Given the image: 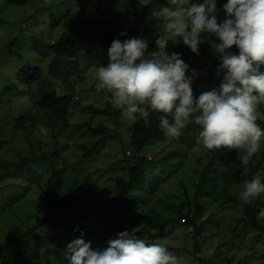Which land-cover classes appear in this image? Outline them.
Masks as SVG:
<instances>
[{
  "label": "rangeland",
  "instance_id": "rangeland-1",
  "mask_svg": "<svg viewBox=\"0 0 264 264\" xmlns=\"http://www.w3.org/2000/svg\"><path fill=\"white\" fill-rule=\"evenodd\" d=\"M61 1L63 5L58 4ZM140 1L141 3L135 12L128 11L129 0H90L87 8L82 9L80 6L79 10L83 12L84 17L92 19L103 15L102 11L110 8V15L128 27L134 25L137 19L140 18V14L144 12V18L148 21L154 18L156 25L159 27L161 20L155 17L159 11H156L155 7L150 5L151 0ZM77 4L75 0H30L25 5H8L3 0H0V85L12 81L15 82L14 85L21 88V90H16L17 88H15L11 92L5 93V100L11 99L13 105L8 104L0 110V114L2 115V118L0 117V139L11 141L9 143L10 145L6 147L7 153L10 152L9 149L12 150L8 153L9 158L17 159L19 157V149L23 150L26 154L29 153V145L25 139V132L21 129L17 130L14 125L15 116H20L25 113L33 101L42 97V92L54 90L59 95H62L69 91V85L64 80L70 75V71L73 72L76 58L69 59L67 62L73 64L65 67L66 65L63 63L65 61L57 58V62H52L51 57L40 54L33 46H42L37 41V37L43 38L44 43H48L58 37L65 30L63 25H57L59 18ZM36 10L39 13L35 17L33 14ZM29 17H31L32 21H28ZM148 29L150 33L153 31L154 33L150 35L147 41H155L158 38L157 34H159L160 29L155 32L146 22L139 26L140 33H144ZM31 35L35 36L36 43L31 42ZM14 37H17L19 42L17 45L14 44L10 47V49L9 43ZM204 42L205 39L202 43ZM178 43L173 41L169 42L167 45L169 52ZM84 45L85 47L80 52V59L83 62L80 73L79 75L73 76V78L77 76L78 79V82L75 84V97L78 99L80 96V100L75 103V108L69 116L70 129L66 133V135H71L72 139L70 140L74 142V145L63 149L62 153L67 158L58 162L60 163L59 172L65 171L66 177L69 171V175L71 173H79L80 177H83L85 171H87L91 175L90 179L97 178V181L93 186H89L83 190V197L90 193H95L102 199H107L117 191L115 186L116 177L123 176L127 178L128 176L131 162L120 160L127 157L124 154V150L128 145L129 137L125 134L124 139L126 143L120 142L118 138L111 140L97 152L93 153L90 158L85 161L82 160L81 148L76 146L77 141H74L76 138L75 135H82L78 137L79 144L81 141H89L92 138L84 133L83 126L82 128L76 126L88 120L94 126L100 121L106 124L110 123L104 117L94 115L90 111H81L87 104L104 107L110 97L108 92L97 89V81L95 79L96 68L102 64L106 65L108 62L105 55L106 50L104 49L106 47H97L92 42H87ZM46 49L47 47L43 50ZM88 49H91L95 53L94 57L88 54ZM149 50H156V45L149 47ZM214 52L216 51L214 50ZM54 58L52 57V60ZM91 58H93L92 63L90 62ZM209 62L207 64L204 62L200 67L199 65L192 66L190 69H196L197 73L201 76H208V74H211V76L214 75L215 79L220 82L221 77L217 76L218 66H214V63H211L212 61ZM28 63L42 67L47 79L31 87H28L23 82L20 83L21 78H19L18 71ZM188 74H191V71ZM208 86L212 88L213 84L210 83ZM15 90L16 92H14ZM262 110L264 109L259 106L257 114L264 118V111ZM138 117L139 115H137ZM132 122L131 120L123 119L121 116L119 129L126 130ZM42 126L47 129L52 128L54 131L57 130V126L46 118L42 119ZM38 130L36 133L38 136L47 139V141L50 139L52 130H46L43 133L40 131V128ZM200 131L201 129L198 128L184 130L181 136L175 139L157 137L145 146L146 157L148 158V155H151L153 159L155 157L154 160L157 162L151 163L146 171V180L142 184L145 187V191L139 188L140 184L136 186L137 189L132 190V193L142 198L137 200L139 204L141 200H148L149 207L146 209L148 212L143 214V210L139 209L136 213L130 212L127 214L123 211V207L120 206L119 209L110 210L109 213L103 214L97 222L92 223L98 229L97 234L92 240L93 246L101 241H103L104 245L100 247L106 246L105 241L120 231L127 230L131 235H134L136 230L145 225L150 228L153 225L149 218L150 212L154 211L157 214L158 220L156 223H158L173 213L174 215L177 214L173 211L175 205H179L187 199L193 201L197 187L196 184L199 181L201 170L204 167L203 164L207 161V152L198 143ZM61 137L65 139L63 136ZM261 146L264 147V142ZM130 151L131 153L127 151V155L133 156V151L131 149ZM173 151H176L178 155V157L173 159L175 160L173 161L174 163L168 164L160 161L163 157L171 155ZM180 158L183 161L179 160ZM200 158L202 161H199ZM127 160L130 159L127 158ZM148 160L152 159L148 158ZM39 168H41V172L47 171V165L40 166ZM4 169V166L0 164V171L5 172L3 173L5 179L10 176H13L14 179L9 178L3 180V178H0V186L16 184L17 190H20L15 195V200L12 203L8 199L14 196V193L5 196L3 200L0 199V202H7L8 204L6 212L0 214V246L4 244L9 248H15L14 245L17 244L16 239H24L30 243L34 242L32 236L36 232L27 234V230L30 226L43 221L46 215H48V203L39 194L37 189H33L30 194H19L25 188V184L31 180H35L36 176L21 175V172L13 166L10 170ZM15 178H22L25 184L22 186L19 185L21 180L17 181ZM179 178H184V181ZM65 181L69 182L68 177ZM182 182L185 183L184 187ZM213 189L214 187L210 189L211 193H213ZM133 200H136V197ZM109 202L111 205L114 203L117 204L114 199ZM207 202H211V204L206 206L204 212L197 219L198 224L206 222L199 236L202 248L198 252V255H193V235L196 228L195 225L185 224L188 221L186 215H183L181 223L177 224V226L170 225L168 227L170 231L165 236L158 238L157 242L167 246L173 254L183 260V264H264V230L259 231L249 226L246 234H239L240 227H242L243 223L239 221L244 215L243 205L230 200L220 201L209 197H207ZM65 208L61 207V210L65 211ZM212 213H215L214 220H208ZM17 215L19 216L17 217ZM57 216L58 214L54 212L53 216L46 221L47 226L45 229L49 233L58 232L59 230L65 231L66 229L64 220L60 219L61 216ZM259 218L264 224V216L260 215ZM89 232L88 230L87 233L81 234V236L86 239L89 237ZM35 247L37 246L34 245L33 248L36 249ZM52 250L50 251V255L54 258ZM35 254L36 256H40L38 250L35 251ZM200 258H204L205 260L201 261Z\"/></svg>",
  "mask_w": 264,
  "mask_h": 264
},
{
  "label": "trees",
  "instance_id": "trees-1",
  "mask_svg": "<svg viewBox=\"0 0 264 264\" xmlns=\"http://www.w3.org/2000/svg\"><path fill=\"white\" fill-rule=\"evenodd\" d=\"M3 1L8 5H25L30 2V0ZM75 2L78 4L66 11V13L59 18V22L57 23V25H63L65 30L62 31V33L55 39H53V37V40L48 43H44L43 38L37 37V41L41 43L42 46H33L40 52V54L51 57L52 62L56 61L57 58L65 61L63 62L66 65L65 67L73 64L67 62L69 59L76 58L73 69L74 73L70 71V75L64 80L65 83L69 85V91L62 95H59L54 90L42 92V97L33 101L25 113L20 116H15L14 125L17 130L21 129L25 132V139L28 141L29 145V153L26 154L23 150L19 149V157L17 159L9 158L8 153L12 150L9 149L10 152L7 153L6 147L10 145L9 143H11V141L0 139V164L4 166V170H10L13 166L21 172V175L27 174L29 176H36L35 180H31L27 182V184L24 183L22 178H15L17 181L21 180L19 185L22 186L25 184V188L22 187L23 191L21 190L19 194H30L33 189H37L39 194L43 196V199L48 203V215H46L43 221L30 226L27 230V234L36 232V234L32 236V239L34 240L33 243L37 246L35 247L36 249L33 248V243L24 239H16L15 241L17 244L14 245L15 248H9L2 244L0 246V264H69L68 259L64 255L67 244L73 239L81 237V234L87 233L88 230L90 231L88 234L89 237L85 240L92 241L98 230L95 224L92 223L97 222L103 214L109 213L110 210L113 211L114 209H119L120 206L123 207V211L127 214L130 212L136 213L139 209L143 210V214L148 212L146 210L149 207L148 200H141V203L139 204L137 200L142 198L137 197L134 193H132V190L137 189L136 186L141 184L139 188L145 191V187L142 186V184L146 180V171L151 163L157 162L154 160L155 157L154 159L151 157L152 160H148L145 155V146L149 144L152 139L157 137L167 139L158 127L160 113L150 112L148 117L149 122L147 124L145 123L144 118L139 116L135 121L128 125L126 130H120L121 110L112 105L111 97H109L108 102L104 107L87 104L81 109V111L86 110L90 111L94 115L102 116L107 122H110L106 124L100 121L94 126L92 122L88 120L85 123L78 124L76 126L81 128L83 126V130H85L84 133L87 134L88 137L92 138L89 140L90 142L86 140L81 141L79 144L78 137L82 135H75L76 138L74 141H77L76 146L81 148L83 161L90 158L93 153L97 152L111 140L118 138L120 142L122 141L126 143L124 139L125 134L129 137L128 145L125 150L123 147L124 154L127 157L120 160L131 162L128 176L127 178L123 176L116 177L115 186L117 191L107 199H102L95 193H90L89 195L83 197V190L89 186H93L96 183L97 178H94L93 180L90 179L91 175L87 171H85V175L83 177H80L79 173H71L69 175V171L67 174L69 182H66V172H59L60 163L58 162L67 158L62 153L63 149L74 145V142L70 140L72 139L71 135H66V133L70 129L69 116L75 108V103L80 100V96L78 99L75 97V84L78 82V79L77 76L74 78L73 76L79 75L80 73V69L83 64L80 59V52L85 47L84 44L92 42L94 45H97V47L108 48L111 42L117 37L121 40L132 37L144 38L148 40L154 31L150 33L148 29L146 32L140 33L139 26L141 24H145L146 22L147 25L155 30V32L158 31L159 27L156 25L154 18L150 21L145 19L144 12L140 14V18L137 19L134 25L128 27L110 15V8L102 11L103 15L101 16L87 19L84 17L83 12L79 10V8L80 6L82 9L87 8L90 0H75ZM140 3V0H129L128 11L135 12ZM224 3H226V0H218L217 2L216 16L218 22H222L226 18V12L223 9ZM58 4L63 5V2L61 1ZM167 4L168 0H151L150 2V5L155 7L156 11H159ZM39 8L41 9V7ZM40 9L38 10L40 11ZM38 10L35 11L33 16L36 17V14L39 13ZM31 17H29L28 21H32ZM35 26L37 25L35 24ZM121 32H126L127 35L120 36ZM158 35L159 34H157V37ZM205 37V42L200 45L199 54L192 52L190 48L183 43V41H179V43L175 45L170 52L181 53L182 58L190 66V68L196 65H199L200 67L204 62L206 64L210 63L209 61H212L211 63H214V66H218L220 61L218 59V53L214 52L215 49L213 45L214 43H219L220 41L212 34H205ZM30 39L31 42L36 41L34 35H31ZM18 42L19 39L17 37L12 38L9 43V48L14 44L17 45ZM148 43L149 47L155 45V41L153 40H149ZM46 47L47 49L43 50ZM106 48L104 49L107 50ZM233 50H236L235 46H233ZM87 52L89 55L94 57L95 53L92 52L91 49H88ZM52 57H55L54 60H52ZM92 60L93 58H91V63ZM18 74L20 75L19 78H21L20 83L23 82L25 85H28V87L36 85L38 82L47 79L45 71L42 67L35 66L30 63L24 65L18 71ZM204 77L206 78L204 79ZM207 83H212L213 86H215L219 84V81L215 79L214 75L211 76V74H208V76H201L198 74L192 83L194 96H199L202 92L210 90L211 88H209V84ZM14 84L15 82L11 81L0 85V110L8 104L13 105V101L11 99L5 100L4 95L7 92H11L15 88H17L16 90H21V88H18L19 86ZM16 90L14 92H16ZM259 106L264 109V105L261 104ZM0 117L2 118V115ZM44 118L52 121L54 125L57 126L56 131L52 128L47 129L44 127L46 130H52L50 135L51 137L48 141L36 134L39 131L38 129H41L42 119ZM257 123L260 124L261 127H264V118L258 114ZM192 128L201 129L200 126L196 125L194 122H189L184 130H191ZM184 130H182V133ZM130 149L133 151V156L127 155V151L131 153ZM205 151L207 152V161L203 164L204 167L201 170L199 181L196 184L197 187L193 201L191 199H187L184 202H181V204L175 205L173 211L177 214L174 215L173 213L169 215L168 218H164L160 221L161 223H156L158 220L157 214H155L154 211L150 212L149 218L153 225L150 228L145 225L136 230L134 234L136 238L144 240L147 239V241L149 239V243L157 242L158 238L165 236L167 232L170 231L168 229L170 225L177 226V224L181 223L183 215H186L188 217V221L187 223H184L186 225H195L196 228L193 235V255H198V252L202 248L199 236L202 233L206 222L198 224L197 219L204 212L206 206L211 204V202H207V197L220 201L230 200L243 205L244 215L239 219L240 222H243L242 227H240L239 230L240 235L246 234L249 226L259 231L264 230V224L259 218L261 210L264 209V194L254 198L249 204L243 203L238 198V192L241 190L243 180L249 179L252 175L258 173L264 175V147L261 146V151L253 158L254 162L249 164L248 167L250 171L248 176L242 175L243 165L237 158V150L224 149L222 151H209L205 149ZM176 157H178V155L176 151H173L171 155L163 157L160 161L170 164L174 163L173 161L175 160L173 159ZM127 158L130 160H127ZM201 158L199 161H202ZM179 160L182 159L180 158ZM46 165L47 171L41 172V168L39 167ZM3 173L5 172L0 171L1 179H14L13 176L5 179ZM179 179L184 181V178ZM182 184L184 187L185 183L182 182ZM212 187H214L213 193L210 192ZM19 190H17L16 184L1 185L0 199L3 200L5 196H9V194L14 193V196L9 197L8 199V201L12 203ZM134 197H136V200H133ZM112 199H114L117 204L114 203L111 205L109 201ZM7 205V202H0V214L6 212V209H8ZM61 207H66L65 211H62ZM54 212H56L58 216H61L60 219L64 220V224L66 226L65 231L59 230L58 232L49 233V231L45 229L47 226L46 221L53 216ZM18 216L19 215H17V217ZM214 217L215 213H212L210 214L208 220H214ZM101 245H104L103 241L98 244H94L93 247H100ZM37 250L40 252V256H36L35 251ZM51 250L54 258L50 255ZM200 259L201 261L205 260L204 258Z\"/></svg>",
  "mask_w": 264,
  "mask_h": 264
},
{
  "label": "clouds",
  "instance_id": "clouds-1",
  "mask_svg": "<svg viewBox=\"0 0 264 264\" xmlns=\"http://www.w3.org/2000/svg\"><path fill=\"white\" fill-rule=\"evenodd\" d=\"M217 2L168 0L155 15L161 20L156 50H149L144 38L117 37L106 50L107 64L95 70L96 87L110 94L125 120L139 115L147 124L150 112L160 113L158 127L169 139L179 138L194 122L201 128L198 143L209 151L237 150L242 175L248 176V166L264 142V127L257 123L258 106L264 104V0H226L222 22L217 20ZM204 34L220 41L213 46L221 79L194 96L196 69H190L181 53L169 52L167 45L183 41L199 54ZM40 131L46 129L42 126ZM261 194L264 175L258 173L243 180L238 198L249 204ZM105 245L94 248L81 236L67 244L64 255L69 264H183L164 244L149 243L127 230L109 237Z\"/></svg>",
  "mask_w": 264,
  "mask_h": 264
},
{
  "label": "built area",
  "instance_id": "built-area-1",
  "mask_svg": "<svg viewBox=\"0 0 264 264\" xmlns=\"http://www.w3.org/2000/svg\"><path fill=\"white\" fill-rule=\"evenodd\" d=\"M148 158L151 159V155H148Z\"/></svg>",
  "mask_w": 264,
  "mask_h": 264
}]
</instances>
